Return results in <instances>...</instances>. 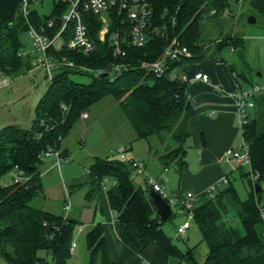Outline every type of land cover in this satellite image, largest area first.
Masks as SVG:
<instances>
[{
	"label": "trees",
	"instance_id": "16d2710c",
	"mask_svg": "<svg viewBox=\"0 0 264 264\" xmlns=\"http://www.w3.org/2000/svg\"><path fill=\"white\" fill-rule=\"evenodd\" d=\"M234 2H246L251 9L250 15L264 21V0ZM147 3L151 28L165 23L164 34L179 36L190 52L188 60L204 57L203 20L213 19L212 25L218 27L217 32L221 35L214 39L212 53L227 45L238 46L241 41L235 33L226 31L222 34L219 29L221 23L217 18H221L223 11L231 10L230 0H147ZM18 7L19 0H0V75L9 78L31 70L35 53L29 51L31 43L29 49L25 48L21 34L28 36L27 23L37 28L45 17L38 11H32L25 21ZM63 8L64 4H56L52 13L58 14ZM171 16L175 19L172 26L168 22ZM97 26L96 22L88 24L95 42L92 51L83 54L60 50L55 54H64L67 60L87 70L54 68L51 76L45 77L48 79L46 88L34 105V117L29 128L13 124L0 128V263H67L76 223L39 207L42 189L38 168L42 154L47 150H57L61 138L68 133L80 112L103 96H111L117 101L135 138L155 135L166 143L167 150L158 157L162 166L166 167L173 161L184 169L183 155L188 137L186 118L191 113L186 81L169 79L166 75L155 76L138 66L141 60L152 61L158 57L164 38L152 35L141 48L122 46L123 56L115 58L111 55L107 36L103 41L97 39ZM53 29H46V32L52 33ZM112 62H123L125 68L111 75L108 68ZM229 69L235 84L240 85L238 78L244 79L243 75L234 73L232 67ZM100 72H107L106 76H98ZM74 73L86 74L87 81L73 80L71 75ZM240 135L247 147L249 160V169L244 166L246 169L241 176L249 190L243 200L238 199L230 184L216 187L211 198L204 192L199 195L192 207V223L198 229L200 241L207 247L200 263L193 258L191 248L181 251L165 235L161 225L172 214L164 221L159 220L148 196V187L132 182L127 162L93 157L88 166L90 188L87 195L90 197L98 192L102 178L113 180L105 189L107 204L122 226V243L135 253L155 242L179 264H264V238L261 235L264 225L258 214L259 208L264 210V132L255 131L253 120L245 112ZM248 170L255 174L254 180L248 178ZM10 173H18L21 179L18 182L10 179L6 183L4 178ZM228 208L233 209L240 228L225 219ZM85 246L90 264L97 256L101 264H110L99 224H94L86 232ZM38 251H43L49 260L39 257Z\"/></svg>",
	"mask_w": 264,
	"mask_h": 264
},
{
	"label": "crops",
	"instance_id": "0c3cea01",
	"mask_svg": "<svg viewBox=\"0 0 264 264\" xmlns=\"http://www.w3.org/2000/svg\"><path fill=\"white\" fill-rule=\"evenodd\" d=\"M234 3L238 4L240 8V2H230L229 8L231 10H229V12L223 11V13L221 14L222 19H226L224 18L226 17V14H234V10L232 8V4ZM248 14H251V9L247 12V15ZM253 17L254 23L252 24L264 30V21H261L256 16ZM257 18L259 19V24H255ZM222 19L219 21L221 24H223ZM204 21L205 20H203V22ZM238 23L239 21L236 22L235 26L231 25V28H233V30L230 29L229 31H231L232 34L235 33L234 28H237ZM96 24L98 25V22H96ZM219 29L222 30V28ZM239 33L240 34L235 33L236 35L241 37V41L238 46L234 47L231 45H227L225 47H222L219 51H215L214 53H212L213 49L209 48V43L211 42L207 43L204 41L203 55L208 54L209 57L202 60L200 59V61L188 60L187 57L183 59L178 66L180 72L187 78L186 94L187 101L191 106V113L186 118V130L188 132V137L186 140L187 146L183 155V159L185 161L184 169H180L177 165V162H174L175 167H172L171 170L168 168V166H162L158 158L162 153H160V151H157V149H153L148 143L150 136L147 138H135L132 128V135H129L126 138L120 136V132H116V129H113L110 132L118 142L123 143V145L128 144V150L126 151V153H129L135 157H140L139 159L143 162L144 169L148 176L155 178L163 186L164 189L166 183H169L170 188H168V191L170 192L168 193L183 194L189 191L197 194V196L199 197V195L203 193V190L210 184L218 183V188H222L223 186H226V184H229L228 177L232 174V169H235L239 178L244 179L241 176V173L243 172V170L240 169L241 166L227 160L223 155L225 149H237L241 142L237 113L232 96V92L235 86V80L229 67H232L234 73L243 75L244 79L238 78V80L239 84L244 89H250L254 85L259 86L258 91L252 93L249 97H247V100L251 101V106L245 108L247 117L253 120L254 129L258 133L264 132V75L256 72L253 76L257 80H251L250 78H248L246 73L243 72L244 70L242 72H237L232 62H224L222 60V49L227 48L232 51L235 48H239L242 46L243 34H241V32ZM258 37L264 39V36L260 35ZM194 72H203L207 74V81L202 82L192 79L191 77ZM44 77L46 76L44 75L43 78ZM106 97L107 95L103 96L102 98L91 104L89 107H87L84 111H82L85 113L84 117H81L80 115L77 116L68 133L61 138L58 144L57 151L59 154V158L57 161L52 156L42 157L41 163L38 168L39 180L42 189L39 199V207L41 209L53 214H58V212L54 213L46 206L47 197L43 191L41 177L44 173L52 168H56L59 173L61 168L63 167L62 163L67 164L69 162L68 157H70V152L68 151V141H65L66 137L69 134H74V138L78 140V142H80L81 139L85 137L84 129L88 127L87 121L89 119V115H91L93 112H90L89 110L93 108L92 106H95L94 104L96 102H99L101 99H105ZM113 100L114 101L112 104H106L108 105L107 108L112 109V111L116 108H119L120 112L123 114L117 101L115 99ZM124 118L128 123L125 116ZM94 119H96V116ZM112 120V118H109V121L107 123L110 125ZM93 139L94 138H92L91 140ZM137 141L145 142L146 149L143 152L144 154H140L141 151H133L132 144ZM93 143L95 144V141H93ZM163 148L165 149V146ZM142 155L145 157V159L142 157ZM93 157L98 156H91L90 159L92 160ZM91 160L86 164V166H84V172L81 173L80 176H78L75 172H72L73 175H64L65 180H62L61 182L64 192V197L62 200L64 203L66 202L68 204V209L65 213V217L75 220L77 231L79 233H84V242L86 232L89 231L94 224H99L101 226L102 236L104 239L106 258L110 264H179L175 258L168 256L155 242L149 243L140 253L133 252L125 244L122 243L120 239L122 226L116 221L113 211L109 209L105 196V189L113 182V180L106 177L102 178V180L100 181L98 192L90 197L87 195V192L90 188L88 166L91 163ZM145 160L150 161L149 163L151 164V167H147V161ZM140 178L142 179V177ZM221 178L227 179V182L221 183ZM170 211V214L173 215V211L171 210V208ZM176 212H178L177 209ZM234 217L235 215L233 209L228 208L225 218L230 221V223H232V219H236ZM183 219H181V221ZM181 221L174 223L173 226L180 224ZM189 229L190 227H188L186 230ZM186 230L182 235H177L175 232L174 233L177 237L183 238L182 236L186 233ZM163 232L171 241L170 235L165 231ZM70 243H73L72 239ZM75 247L76 244L74 243V247L72 248V250L69 249L71 254ZM206 252V244L202 241H200L199 245L191 248V254L193 258L199 263L201 262ZM98 260L101 264L99 257Z\"/></svg>",
	"mask_w": 264,
	"mask_h": 264
},
{
	"label": "built area",
	"instance_id": "2783aa9c",
	"mask_svg": "<svg viewBox=\"0 0 264 264\" xmlns=\"http://www.w3.org/2000/svg\"><path fill=\"white\" fill-rule=\"evenodd\" d=\"M230 2H234V0H230ZM56 4H64V8L58 14L52 13ZM37 5L41 6L42 0H19V12L25 21L32 11L37 12L35 8ZM176 8L175 6L174 11H176ZM41 15L45 17L37 28H33L26 23L27 33L31 41L29 51L35 53L31 63L34 69H40L47 78L51 76L54 68L60 66L87 70V68L75 65L72 61L67 60L64 54L58 56L55 54L60 50L76 51L83 54L92 51L95 42L89 33L88 24L98 22L96 37L99 41H103L107 36L111 55L115 58L123 56L122 46L129 45L134 48H141L150 40L152 35L157 34L163 37L164 45L158 57L152 61L141 60L138 62V66L152 72L155 76L166 75L169 79L187 81L186 76L179 70L180 63L178 62L189 57L190 52L177 34L172 33L170 36L164 34L165 23L160 27L151 28L147 0H53L49 13ZM168 22L172 26L175 23L174 16H171ZM55 25L56 27H54ZM46 29H53V32L48 34ZM124 68L123 62H112L108 69L111 75H116ZM191 78L206 82L208 76L203 72H194ZM8 82L7 78H0V88L6 87ZM258 90V85H254L250 89H244L237 84L234 86L232 96L239 129L245 122V108L251 106V101L247 100V97ZM60 107L64 109L62 105ZM79 115L84 117L85 113L80 112ZM127 150L128 147H118L116 154L118 159L127 162L130 166V179L135 176L142 177V187H150L160 195L169 208L176 207L177 211L184 215L181 223L174 226V232L177 235H182L192 222V207L198 200L197 194L189 191L183 194L166 192L155 178L146 174L143 162L139 158H127L125 156ZM223 155L227 160L249 169L247 147L243 140H241L237 149L227 148ZM46 156H52L56 161L59 158L57 150L45 151L42 157ZM248 171V178L254 180L255 174L250 170ZM10 179L13 182H18L21 177L18 173H10L9 181ZM220 182L225 183L226 179L221 178ZM217 184H210L203 190L207 197L211 198L213 196ZM67 209L68 204L65 202L62 206L63 217H65ZM258 214L264 225V210L259 208ZM261 235L264 238V230ZM73 247L74 243H70L69 249L72 250Z\"/></svg>",
	"mask_w": 264,
	"mask_h": 264
},
{
	"label": "rangeland",
	"instance_id": "374dc122",
	"mask_svg": "<svg viewBox=\"0 0 264 264\" xmlns=\"http://www.w3.org/2000/svg\"><path fill=\"white\" fill-rule=\"evenodd\" d=\"M52 1L53 0H42V5H37L35 7L38 13L48 14L51 10ZM232 8L234 10V14H226V19L217 18L218 21L221 19L223 21V24H221V27L219 28H222L221 32L224 34L227 30H233L231 25L235 26L236 22L239 21L237 28H234V31L236 34H240L239 32L243 34V44L241 47L235 48L232 51L227 48L222 49L221 58L224 62H232L237 72H242L244 70L243 72L246 73L248 78L251 80H257L253 76L254 73L259 72L264 75V39L258 37L260 35L264 36V30L256 25L248 24L246 22L247 16L250 15H247L250 8L246 2L241 3L240 8L238 4L234 3L232 4ZM258 20L259 19L257 18L255 24H259ZM202 23L204 28V31H202L201 34L202 41L204 40L208 43L210 40L211 43H209V48L213 49L215 44L214 39L221 37L219 32H217L218 27L212 25L213 19L208 21L205 20ZM21 41L26 49L30 48V39L26 33L21 34ZM207 57H209V55L205 54L202 59ZM43 76L44 73L40 69L34 68L14 78L0 75V78H7L9 81L6 87L0 88V128L8 124H13L21 128H29L34 117V105L38 97L46 88L48 81V79L43 78ZM71 78L75 81L84 82L87 81L88 76L86 74L74 73L71 75ZM113 101L112 97L107 96L105 99L103 98L99 102H96L94 104L95 106H92L93 108L90 110L88 108L90 112H93L89 115V119L87 121L88 127L84 129L85 137L80 141L82 143L78 142V140L74 138V134H69L65 140L66 142L68 141V151L70 152V157H68L69 162L67 164L62 163L63 167L59 173L56 168H52L41 177L43 191L47 197L46 206L52 210V212H58V214L61 215L63 213L62 206L64 202L62 199L64 197V192L61 182L62 180H65L64 175H73L72 172H75L78 176H80L81 173L84 172V166L90 162L91 156L118 159L116 154L117 148L121 146L128 147V144L125 143L126 145H123V143L118 142L110 133L113 129H116V132H120V136L122 137L126 138L127 136L132 135L131 127L125 121V118L119 108H116L113 111L112 109L107 108L108 105L106 104H112ZM95 116L96 119H94ZM109 118L113 119L110 125L107 123ZM92 138L94 139L91 140ZM157 139V136L152 135L150 136L148 143L153 149L160 151V153L165 152L167 150V147H165V149L163 148L166 146L165 142H161ZM93 141H95V144ZM132 145L133 151H141L140 154H144L143 152L146 149L145 142L137 141ZM125 156L127 158L135 157L129 153H125ZM142 157L145 159L143 155ZM149 162L150 161L146 162L147 167H151ZM174 164L175 163L173 161L170 162L168 168L171 170L172 167H175ZM240 169L245 171L246 168L241 166ZM232 171V174L228 177L229 184L234 188L239 199L243 200L246 198L248 185L246 180L237 176L235 169H232ZM4 179L6 183L9 182V176ZM133 183L135 185H141L142 179L140 177H134ZM168 188H170L169 183H166V192H170L168 191ZM171 210L173 211V215H171L169 220L165 221L161 225V228L170 235L173 244L181 251L199 245L200 235L198 229L192 222L189 226L190 229L186 230V233L182 236L183 238L175 235L173 225L174 223L181 221V219L184 218V215L180 212H176V207H172ZM232 225L240 228L236 219H232ZM72 242L76 244V247L72 251V254L66 264H90L84 242V233H79L77 231V225H74L72 230ZM37 254L42 259L49 260L43 251H38ZM92 264H100L98 257L94 259Z\"/></svg>",
	"mask_w": 264,
	"mask_h": 264
},
{
	"label": "water",
	"instance_id": "95a60500",
	"mask_svg": "<svg viewBox=\"0 0 264 264\" xmlns=\"http://www.w3.org/2000/svg\"><path fill=\"white\" fill-rule=\"evenodd\" d=\"M246 22L249 24L254 23V17L252 15H248L246 18ZM98 76H106L105 72L97 73ZM45 78V77H44ZM255 189L257 190V184H254ZM148 196L150 197L152 204L155 208V212L159 218V220L164 221L170 215V208L166 204V202L160 197V195L155 192L150 187L147 188Z\"/></svg>",
	"mask_w": 264,
	"mask_h": 264
}]
</instances>
